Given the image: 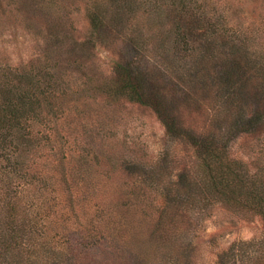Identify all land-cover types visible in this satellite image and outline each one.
Returning a JSON list of instances; mask_svg holds the SVG:
<instances>
[{
    "label": "trees",
    "instance_id": "16d2710c",
    "mask_svg": "<svg viewBox=\"0 0 264 264\" xmlns=\"http://www.w3.org/2000/svg\"><path fill=\"white\" fill-rule=\"evenodd\" d=\"M7 3L44 23L33 28L39 54L0 64V264H204L194 238L214 206L264 228V17L243 22L241 0ZM99 46L112 55L108 78L96 76ZM78 91L150 108L186 156L163 143L149 163L116 150L102 168L93 135L61 126ZM112 172L125 176L119 195L100 179ZM215 256L264 264V236Z\"/></svg>",
    "mask_w": 264,
    "mask_h": 264
},
{
    "label": "rangeland",
    "instance_id": "374dc122",
    "mask_svg": "<svg viewBox=\"0 0 264 264\" xmlns=\"http://www.w3.org/2000/svg\"><path fill=\"white\" fill-rule=\"evenodd\" d=\"M241 1L243 12L240 19L243 22L246 23L248 19L264 17V0ZM7 2L9 0H0V64L16 65L40 53L42 42L33 28L41 27L44 20L41 16L28 14L25 12L26 10L16 9L8 5ZM70 11H72L71 20L75 28L74 36L81 39L88 30V22L84 11L81 9V3H78V8L72 7ZM17 16L19 17L17 18ZM94 54L95 63L99 64L102 71L104 70L103 74L96 76L101 75L108 78L111 75L109 72L110 51L99 46ZM90 58L92 59V57ZM72 97L73 101L70 102H74V104H71V110H68L61 119L63 120L61 125L63 131L72 132V134L79 132V136H81L80 132L92 134L95 139L93 147L98 154L102 168L107 167L102 158L104 154L116 150L123 151L129 156L135 155L143 162L149 163L158 158V152L161 151L163 143L165 146L174 149V160L186 156L182 145L164 138V128L150 108L124 99L113 102L109 99L103 101L99 97L94 99L91 94L90 97L85 96L82 91H78ZM83 103L89 105H83ZM92 107L99 108L100 113L97 114ZM86 108L91 109L84 114ZM75 109H78L79 113ZM97 116L99 123L95 124L94 119ZM96 130L98 133L95 134ZM87 134H83L82 143L91 147L92 143L89 141L90 138L86 136ZM72 139L73 137L70 136V140ZM241 140L238 139L233 148L236 156L240 154L239 142ZM175 172L176 170L173 171V173ZM124 178L122 172L103 173L100 176L102 185H106V192L115 195L121 193L119 186ZM95 195L100 194L95 191ZM199 227L194 239L199 245L204 264H215V254L235 240L261 239L264 236L263 222L259 215L240 216L220 206H214L208 211L207 217ZM135 230L138 236L139 231L145 236L141 227H139V231Z\"/></svg>",
    "mask_w": 264,
    "mask_h": 264
}]
</instances>
